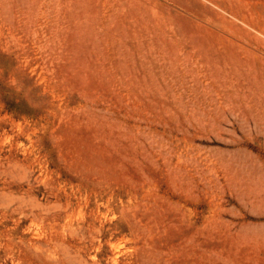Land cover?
I'll return each mask as SVG.
<instances>
[{
    "label": "rangeland",
    "instance_id": "rangeland-1",
    "mask_svg": "<svg viewBox=\"0 0 264 264\" xmlns=\"http://www.w3.org/2000/svg\"><path fill=\"white\" fill-rule=\"evenodd\" d=\"M0 264H264V0H0Z\"/></svg>",
    "mask_w": 264,
    "mask_h": 264
}]
</instances>
